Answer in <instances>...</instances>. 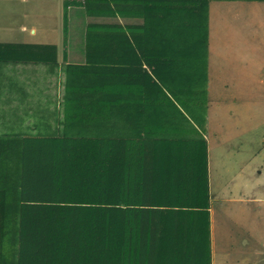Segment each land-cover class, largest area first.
I'll return each instance as SVG.
<instances>
[{
	"label": "trees",
	"instance_id": "1",
	"mask_svg": "<svg viewBox=\"0 0 264 264\" xmlns=\"http://www.w3.org/2000/svg\"><path fill=\"white\" fill-rule=\"evenodd\" d=\"M211 1L63 0L66 31L69 6L110 21L86 23L84 61L62 68L63 117L24 113L25 131L0 132V264H158L139 258L169 233L170 202L136 197L153 184L135 182L143 177L186 184L196 196L186 209L207 213L205 143L177 119L194 113L187 102L201 83L205 103ZM55 53L0 42V66L57 65Z\"/></svg>",
	"mask_w": 264,
	"mask_h": 264
},
{
	"label": "rangeland",
	"instance_id": "2",
	"mask_svg": "<svg viewBox=\"0 0 264 264\" xmlns=\"http://www.w3.org/2000/svg\"><path fill=\"white\" fill-rule=\"evenodd\" d=\"M61 3L62 0H29L28 2L0 0V40L11 43L53 45L57 56L56 63L61 64L58 60L63 54V46H82L83 48L84 28L88 22V16L83 7L72 6L70 11L74 14L68 15L67 31L64 30L62 28L64 17L60 13ZM120 21L125 22L123 19ZM23 22L27 25L35 24L37 29L43 32L36 34L33 38L27 33H19L18 26ZM206 25L212 60L217 59L219 67L223 69L234 71L228 66L234 65L241 71H249V78L247 77L248 80L244 84L235 82L236 79L233 80L231 75L225 77V79L230 78L228 89L231 88V82H235V91L239 100L213 103L218 106V109L211 116V129L218 130L221 137L210 138L214 141L210 143L212 149L209 158L215 161L227 159L229 157L227 153L233 155V151L237 149L241 153L240 147L233 145L240 144L241 140V143L247 141L249 143V180L253 181V183L249 182V185L252 184L253 187L254 184L260 185L254 188V191L256 190L259 194L262 192L261 194L264 195V186H261L264 184V1H211L208 6ZM29 33L31 34V29ZM37 49L39 50L38 47L34 48L33 53ZM64 54L67 56V53ZM76 54L83 55L81 52ZM203 55L202 52V58ZM63 67L64 65L59 68L56 64L47 65L30 61L17 65L7 64L1 69L0 132L9 131V127L25 131V126L30 121L23 119L26 118L24 113L37 117L42 116L44 112L45 115L49 113H46V109L53 108L63 92V85L59 81L63 79L61 72ZM203 68L202 65V70ZM203 87V83L195 86L193 100L187 102L194 116L188 114L187 117H183V123L194 124L199 132H202L203 127L205 128L206 116L204 115L208 112L206 102H203ZM240 87L246 89L249 95H242ZM243 97L247 98L246 101ZM17 99L25 101L26 110L16 112L15 104H19L20 101H16ZM219 112H221L220 116ZM10 114L16 117L12 119ZM5 116L9 120L12 119L11 126L2 124L1 117ZM187 126L184 127L186 132L193 130L190 124ZM229 131L228 137L226 133ZM256 169L261 172L260 177L262 175L263 180H253L258 174ZM254 195L257 194L254 193ZM251 204L249 202V206Z\"/></svg>",
	"mask_w": 264,
	"mask_h": 264
},
{
	"label": "crops",
	"instance_id": "3",
	"mask_svg": "<svg viewBox=\"0 0 264 264\" xmlns=\"http://www.w3.org/2000/svg\"><path fill=\"white\" fill-rule=\"evenodd\" d=\"M24 1L28 2L29 0ZM72 8V6H69L66 10L67 22L68 15L74 14L70 11ZM63 12V3H61L60 13L63 14ZM86 16H88L87 23L99 20L110 21L108 18ZM117 21L121 22L120 19ZM30 29L31 34L29 33ZM18 31L19 33L32 35V38L36 34L38 35L43 32V30H38L35 24L28 23L27 25L24 22L18 26ZM0 42L11 43L1 40ZM76 52H81L83 55H78ZM62 53L61 58L58 60L61 64H57L59 68L62 65L76 64L84 61V46L83 48L82 46H63ZM64 53H67V56ZM211 54L207 33L205 102L208 112L204 115L206 116L204 122L205 128L203 127L202 132H199L194 124L189 123L191 128H193L190 133L192 134L194 131L198 132L205 143V168L208 186L207 213L205 214L203 210H196L193 206L191 208L190 206L193 204L186 209L188 205L185 202L190 201L191 198H196L193 189L189 188L186 184L183 188L179 187V185L178 188H173L176 186H172V181H167L169 180L167 178L143 177L136 179L135 182L139 183H153L146 186L143 184L138 185L139 187H136V190L133 192L136 197L154 198L155 200L164 198L165 202L163 203L167 204V202H170L167 205H176L167 206L165 204L167 208L164 209L165 211L167 210V216L163 220L166 224L165 229L169 233H167L168 235H164L165 239L159 242L151 238V244L158 245V247L153 250L152 254H142L139 258L140 260L157 261L158 264H181L188 261L192 264L194 262L197 264H264V195L261 194L262 192L259 194L256 190L254 191V188H258L260 185L254 184V187L252 184L249 185V182L253 183V181L249 180V143L247 141L241 143V140L240 144H234L233 146L240 147L239 150L242 152L239 153L237 149L233 151V155L227 153L229 156L227 159L215 161L209 158L212 149L210 143L214 141L213 139L210 140V138L218 139L221 137L218 130L211 129V116L218 109V106H215L213 103L217 101L239 100L235 91V82L244 84L248 80L247 77L249 78V71H241L240 68L234 65H228L229 69L234 71L220 68L217 59L215 61L212 60L213 56ZM55 57L57 59V56ZM6 65L0 66V72ZM230 75L231 78H234L233 80H236L235 82H231V88L228 89L227 86L230 78L225 79V77H230ZM59 81L63 85L64 77ZM240 89H242V95H249L246 89L242 87ZM238 94L240 93L238 92ZM60 97L54 103L53 108L46 109L47 113L49 112L46 115L52 119L63 117L62 105L60 104L63 99V92ZM243 99L246 101L247 98L243 97ZM181 111L186 117L188 116L189 112L185 110ZM220 113H218L219 116ZM189 115L194 116L193 113ZM183 117L177 119V122L185 130L184 127H188L187 125L189 124L183 123ZM191 136L195 138V135ZM226 136H230V131L226 133ZM213 149L215 150L216 148ZM156 161L158 163L164 162L162 158H158ZM178 161L179 164L184 165L188 160ZM256 173L258 174H256L257 176L253 180H263L262 175L260 177L261 172L256 169ZM187 179L190 178L188 177ZM261 186L263 187L264 184ZM254 193L257 195H254ZM203 195L202 191L201 202L204 206L206 202H204ZM249 202L252 203L250 206ZM172 207L185 208V210ZM179 229L182 230L181 233L184 231V235L186 234V236L180 237ZM141 244L144 243L141 242ZM207 247L208 254L206 252ZM161 250L164 252H160Z\"/></svg>",
	"mask_w": 264,
	"mask_h": 264
}]
</instances>
